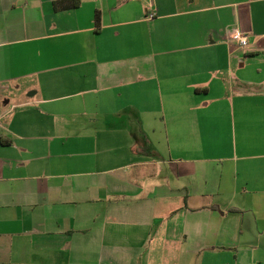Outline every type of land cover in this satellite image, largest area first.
<instances>
[{"label": "crops", "instance_id": "obj_1", "mask_svg": "<svg viewBox=\"0 0 264 264\" xmlns=\"http://www.w3.org/2000/svg\"><path fill=\"white\" fill-rule=\"evenodd\" d=\"M0 122V264H264V0H0Z\"/></svg>", "mask_w": 264, "mask_h": 264}, {"label": "built area", "instance_id": "obj_2", "mask_svg": "<svg viewBox=\"0 0 264 264\" xmlns=\"http://www.w3.org/2000/svg\"><path fill=\"white\" fill-rule=\"evenodd\" d=\"M148 17L150 19L154 18V13H150ZM226 38L229 41L237 42L239 47L242 48L243 50L246 49L248 46L247 35L243 34L238 28H232L230 30H227ZM0 126H1V122H0Z\"/></svg>", "mask_w": 264, "mask_h": 264}, {"label": "trees", "instance_id": "obj_3", "mask_svg": "<svg viewBox=\"0 0 264 264\" xmlns=\"http://www.w3.org/2000/svg\"><path fill=\"white\" fill-rule=\"evenodd\" d=\"M78 3V2H77ZM74 7L76 6V4L74 3V5H73ZM96 23H97V25L99 24V15H97L96 16ZM4 142V141H3Z\"/></svg>", "mask_w": 264, "mask_h": 264}, {"label": "rangeland", "instance_id": "obj_4", "mask_svg": "<svg viewBox=\"0 0 264 264\" xmlns=\"http://www.w3.org/2000/svg\"><path fill=\"white\" fill-rule=\"evenodd\" d=\"M166 183V180L164 178H161V180H159V183Z\"/></svg>", "mask_w": 264, "mask_h": 264}]
</instances>
